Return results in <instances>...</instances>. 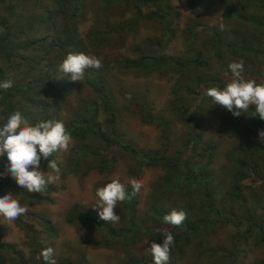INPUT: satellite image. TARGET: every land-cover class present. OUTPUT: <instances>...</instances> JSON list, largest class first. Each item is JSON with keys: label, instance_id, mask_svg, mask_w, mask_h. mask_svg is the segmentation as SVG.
Here are the masks:
<instances>
[{"label": "rangeland", "instance_id": "374dc122", "mask_svg": "<svg viewBox=\"0 0 264 264\" xmlns=\"http://www.w3.org/2000/svg\"><path fill=\"white\" fill-rule=\"evenodd\" d=\"M76 3V0H64L63 5L58 0H11L0 4V23H9L12 27V44L0 52V64L6 71L2 81L11 80L13 85L25 90L17 96L21 99L15 104V111L21 114L28 108L37 111V107H32L28 101L29 95L36 91L41 99L59 100L47 110L48 118H57L66 126L78 114L89 115L84 110L88 105H95V120L105 136L116 143L110 152L115 160L111 170L98 172L90 169L91 160L87 158L77 170L65 172L72 156L71 147L76 144L72 139L66 151L54 154V160L61 165L59 180L51 183L56 189L54 192L47 198H44V193H39L43 197L40 200L23 199L14 193L21 205L28 208L25 223L31 226L36 237L43 239L41 246L54 249L56 264H153L145 249L152 242L162 245L163 239L158 242L150 236L139 241L125 238L122 243L105 247L101 244L104 233L98 225L69 222L67 211L74 205H80L84 212L93 214L98 211L93 208L96 188L113 179L131 186L129 181L137 179L142 183L138 193L139 216H152L154 205L184 207L190 215L191 198L166 191L160 167L142 165L138 170L129 151L131 148L156 152L167 149L168 153L176 155L178 151L185 150L183 144L190 137L187 124L197 123L203 139L193 154L206 152L207 145L202 143L208 141L212 153H209L210 164L206 169L211 190L216 193V205L224 207L225 213L236 220L241 218L243 223L215 222L212 228L204 234L200 231L188 243L181 239L178 246L170 251L169 264L264 263V182L256 175L249 178V186L243 190L244 205L229 203L224 195L230 183L233 150L237 145H244V150L255 155L258 153L259 156L261 152L264 155V141L258 134V130H264V125H255L249 110L234 117L228 110L214 105L205 95L208 88L223 87L230 81L232 73L228 65L240 60L244 62L243 78L264 83V27L245 23L236 16L240 15L242 8L238 0H158L142 7L139 19L136 9L124 3L80 0L81 10L74 12ZM165 6L170 11L166 17L169 31L165 30V22L146 18L152 12L163 14ZM251 11L264 14V1ZM69 37L71 42L67 43ZM243 39L246 44L241 52H234L233 46ZM46 48L50 51L47 52ZM153 51L180 56L184 62H189L180 74L146 75L135 69L134 72L124 69L126 60ZM81 52L99 58L102 67L86 69L82 81H73L70 94L61 98L68 91L71 78L58 70V64L67 54ZM6 53L8 56L2 58ZM214 53H221V58H216ZM194 60L204 66L197 65ZM224 65L226 71L222 74ZM212 70H215L212 73L222 75L219 84L206 86L204 92L193 85L196 78L205 79ZM87 77L98 78L107 99L100 98L86 84ZM190 86L196 93L202 92V98L200 101L198 98L199 104L193 106V110L178 115L172 111L170 96L176 89L178 95L188 96L186 100L191 101L194 94L187 93ZM18 107L23 108L19 110ZM143 113L163 114L170 122L169 132L162 133L155 124L144 122ZM93 144L98 145L100 141L94 140ZM240 157L249 160L246 154ZM40 170L48 171L43 164H40ZM1 176L9 175L4 173ZM9 191L0 189V195ZM123 203H118L115 209L119 216L124 210ZM40 217L50 221L54 234L50 236L45 232ZM0 224L5 228L1 241L18 251L26 264H40L41 253L32 250L28 232L3 218H0ZM146 240L148 243H144ZM211 248L216 253H210Z\"/></svg>", "mask_w": 264, "mask_h": 264}, {"label": "trees", "instance_id": "16d2710c", "mask_svg": "<svg viewBox=\"0 0 264 264\" xmlns=\"http://www.w3.org/2000/svg\"><path fill=\"white\" fill-rule=\"evenodd\" d=\"M11 0H0V4L10 2ZM77 1V6H73L74 12L81 10L80 0ZM158 0H105V4H116L124 3L126 5H131L135 10L137 19L141 18L142 7L147 6L148 4H153ZM168 1V0H160ZM242 4L240 15L238 16L243 22H249L256 27H264V14L255 13L256 7L263 2L264 0H238ZM60 5L64 4V0H58ZM166 4V3H165ZM58 5V9H60ZM170 13L167 7H164L163 14L152 12L146 16L149 20L157 21L159 23H164L166 31H169V24L166 22V17ZM178 16V13L176 14ZM0 52L5 48L9 47L12 44L11 35L12 27L9 23L3 22L0 23ZM171 35L173 32L171 31ZM74 37V35H71ZM71 42L69 37L67 43ZM30 43H33L32 41ZM246 44L245 39H243L237 45H234L233 51L241 52V48ZM27 48V45L24 46ZM46 51L49 52L50 49L46 48ZM7 54V55H6ZM2 58L7 57L6 53ZM214 56L221 58V53H214ZM216 57V58H217ZM199 61V59H195ZM194 60V62H195ZM189 62V60H186ZM184 62L182 57L176 55L164 54L161 52L153 51L151 53H142L138 55L135 59H129L124 62V69H129V71L141 72L143 74H180L181 69L185 68L188 63ZM202 62V61H201ZM196 63V62H195ZM197 65L204 66L203 64L197 62ZM222 68V74L226 71V66ZM215 70L211 71V74H207L203 78H196L193 82L194 86L202 88L204 92L206 86L219 84L221 81L220 73H212ZM5 68L0 64V81L3 80L5 74ZM208 72V71H207ZM217 72V71H216ZM49 75V76H48ZM48 77L50 78L51 72H48ZM86 84L91 87V89L103 99H107V95L103 90L102 83L98 80L97 77H87L85 79ZM229 82V81H227ZM69 89L64 93L61 98H65L66 95L70 94L69 91L73 88V81L68 82ZM29 87V85H27ZM22 87L18 85H12L11 88L7 90L0 89V126L6 123L7 118L15 112V104H18V101L21 97L18 94L25 92L21 90ZM27 90V89H26ZM69 92V93H68ZM188 94H194V98L191 101L186 100V98L178 95L177 90L174 89L171 98L172 111L178 115H183L190 110H193L198 106L199 101L202 98V92L196 93L194 87L187 88ZM32 107H37V111H34L28 108V111H24L22 114L25 119L31 125H35L37 122L48 118V109L50 106H53L55 101H49L46 98L41 99L38 97L37 92H33L28 97ZM195 106L194 108H192ZM19 110L23 107H18ZM111 108V106H108ZM89 112L87 114H78L74 119H71L68 124H66V129L70 133L72 139L75 141L74 147H71V159L65 168V172H72L79 168L80 163L85 159H90V169H95L98 172H104L111 170L114 167L115 160L113 159L110 152L115 148L116 143L112 139H108L104 132L101 130V125L95 120L94 114L97 111L95 105H88L87 109L84 110ZM83 111V112H84ZM250 116L255 125H264V120H261L258 115L255 113L254 106H249ZM92 115V116H91ZM142 120L149 124H155L162 133L169 132V121L163 116V114H153V113H143L141 114ZM114 117V116H113ZM115 118H113L114 120ZM58 120L59 119H54ZM197 122V121H195ZM187 130L190 135V139L183 144L185 150L180 152L178 151L176 155H171V153L163 150L162 152L156 151H138L135 148H131L129 151V156H132L136 161V167L139 170L142 165L147 166H157L160 167L163 171L161 179L164 181L163 186H166V191H170L174 194H183L191 198L192 203L188 210L191 214H187L184 207H165V206H153L154 213L150 217L139 216L138 213V193L133 194V189L131 186H125L129 198L124 201L123 206L124 210L120 215L119 225L115 226L112 223L103 221L98 216V211L93 214L84 212L82 206L74 205L67 211V218L69 222H83V223H93L99 226V229L104 233V238L101 241V244L105 247L114 246L116 243H122L125 238H132L133 240H141L146 236H150L153 240L158 241L164 238V233L167 229H170V232L173 234L175 243L170 246L171 250L178 246V242L182 239L188 243L190 239L197 237L200 231L203 234L206 230L212 228V224L215 222H222L223 224L233 223L235 225H240L243 223V220L235 219L232 215H228L224 211V207L216 205V193L211 190V184H209V173L207 172L206 165L210 164L209 153H212L208 141L202 143L203 146L207 145V148L204 149L203 154H193L194 150L198 147L199 141L203 139V132L200 131L197 127V123L190 125L187 124ZM100 141V144L94 145L93 142ZM244 145H237L233 150V163H232V173L230 175V183L226 187L224 195L227 197L228 202L237 205H244V193L243 190L249 186L248 180L255 175L264 182V155L261 154L259 159L258 153L255 155L254 152L246 151L243 148ZM208 152V154H206ZM260 152V151H259ZM55 154V153H54ZM54 154L49 159H54ZM241 154H246L249 160H244L240 157ZM197 155V156H196ZM227 160H230V158ZM7 156H0V173H6L5 169L7 167ZM47 160L41 158V164L47 167ZM59 168L61 165L57 163ZM162 186V190L163 189ZM0 189H8L11 192L19 195L21 198L25 199H34L40 200L43 197L39 193L27 192V190L22 189L17 185L15 180L9 176L0 175ZM56 189L53 185L48 184L45 191L44 198H47L48 194H51ZM195 197V199H194ZM173 209L177 211H184L187 214V219L179 227H174L164 223L163 216ZM26 215L21 216L19 219L15 220L16 223L23 231L28 232L30 237V245L32 250L36 253H41L43 248L41 243L43 239L36 237L31 229V226L25 223ZM40 223L45 232L51 236L53 233L54 227H52L50 221L43 217H40ZM92 224V225H93ZM163 225L162 227H160ZM160 227V229H159ZM4 226L0 224V264H26L23 256L16 251L12 246L1 241V237L4 233ZM165 230V231H164ZM169 231V230H167ZM134 242V241H133ZM209 252L216 253L214 249H209ZM40 264H45L42 256L40 257ZM192 264V263H191ZM264 264V263H259Z\"/></svg>", "mask_w": 264, "mask_h": 264}, {"label": "clouds", "instance_id": "9594fccd", "mask_svg": "<svg viewBox=\"0 0 264 264\" xmlns=\"http://www.w3.org/2000/svg\"><path fill=\"white\" fill-rule=\"evenodd\" d=\"M243 64L242 60L229 63L232 79L223 87L208 88L205 95L214 105L228 110L234 117L247 112L249 106H254L256 115L264 120V83L243 78ZM100 67L102 62L99 58L82 52L69 53L58 64V70L70 75L72 81H82L86 69ZM12 85L11 80L0 81V89L7 90ZM258 134L264 141V130H258ZM71 140L72 137L62 121L47 119L31 125L20 111L13 112L6 123L0 126V156H7V175L27 192L43 193L48 184L60 178L61 169L56 160L49 158L54 153L66 151ZM42 157L48 161L46 173L40 170ZM129 183L133 194L140 192L142 183L139 180L131 179ZM94 195L96 199L93 208L98 210L99 218L108 223H118L120 216L115 212L117 204L129 198L125 185L118 179H113L96 188ZM27 212L28 208L21 205L14 193L9 191L0 195V218L4 221L14 222ZM186 219L187 214L184 211L175 209L163 216L164 223L174 227L181 226ZM173 244V234L165 231L162 245L152 242L145 252L151 255L153 264H169L170 246ZM41 256L45 264H56L52 247L43 249Z\"/></svg>", "mask_w": 264, "mask_h": 264}]
</instances>
